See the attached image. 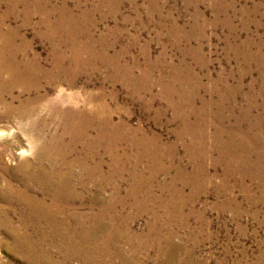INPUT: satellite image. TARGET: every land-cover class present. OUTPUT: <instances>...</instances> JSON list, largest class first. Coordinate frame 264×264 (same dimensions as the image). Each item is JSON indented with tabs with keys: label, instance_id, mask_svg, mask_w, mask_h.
Masks as SVG:
<instances>
[{
	"label": "rangeland",
	"instance_id": "1",
	"mask_svg": "<svg viewBox=\"0 0 264 264\" xmlns=\"http://www.w3.org/2000/svg\"><path fill=\"white\" fill-rule=\"evenodd\" d=\"M0 27V69L24 73L0 85V264H31L16 235L58 264H264V0H0ZM67 141L72 200L103 207L51 236L17 193Z\"/></svg>",
	"mask_w": 264,
	"mask_h": 264
},
{
	"label": "bare ground",
	"instance_id": "2",
	"mask_svg": "<svg viewBox=\"0 0 264 264\" xmlns=\"http://www.w3.org/2000/svg\"><path fill=\"white\" fill-rule=\"evenodd\" d=\"M1 28V27H0ZM0 36L2 37L3 36V34H2V32H1V30H0ZM2 39H3V37H2ZM9 39V38H8ZM12 41V40H11ZM9 44V43H8ZM12 45V44H11ZM10 45V46H11ZM3 46V45H2ZM8 46V45H7ZM9 46V47H10ZM2 48V47H1ZM12 49V48H11ZM2 51V50H1ZM9 51V50H8ZM4 52V51H3ZM6 52V51H5ZM4 52V53H5ZM11 52V51H10ZM14 52V51H13ZM3 53V54H4ZM15 54V53H14ZM4 56V55H3ZM13 56V55H12ZM15 57V56H14ZM13 58V57H12ZM8 59V58H7ZM6 59V61H5V63H6V65H5V67L4 68H1L0 69V78L2 77L1 76V74L2 73H8V78H7V80L5 81V82H3V81H1V80H3V79H1L0 80V85L3 87V83H4V85L6 86V85H9V87L11 86V85H14L13 83H15V81L18 79V75H17V73H22L21 71H17V72H14L15 70H12V69H10V66H11V64H10V60L8 59L7 60ZM11 59V58H10ZM12 60V59H11ZM17 61H19V60H17ZM16 61V62H17ZM2 63V62H1ZM20 63V62H19ZM21 65V64H20ZM1 66V65H0ZM17 66V65H16ZM2 67V66H1ZM18 67V66H17ZM19 68V67H18ZM21 68H23V67H21ZM66 69V68H65ZM22 70V69H21ZM40 70V69H39ZM25 71V70H24ZM27 71V70H26ZM47 71H49V70H47ZM53 71V70H52ZM62 72V71H61ZM43 73V72H42ZM49 73V72H48ZM23 74L24 73H22V76H23ZM3 75V74H2ZM26 75V74H25ZM29 75V74H28ZM52 75V74H51ZM32 76H33V74H32ZM48 76V75H47ZM46 76V77H47ZM59 76V75H58ZM7 77V76H6ZM28 77V76H27ZM49 77V76H48ZM47 77V78H48ZM21 78V77H20ZM19 78V79H20ZM28 78H30V77H28ZM44 78V77H43ZM59 78V77H58ZM6 79V78H5ZM18 79V80H19ZM22 79V78H21ZM20 79V80H21ZM31 80V79H30ZM39 80V79H38ZM49 80V79H48ZM25 81V80H24ZM33 81V80H32ZM37 81V80H36ZM54 81V80H53ZM38 82V81H37ZM41 82V81H40ZM59 82V81H58ZM55 83V82H54ZM31 84V83H30ZM29 84V85H30ZM33 84H34V82H33ZM36 84V83H35ZM38 84V83H37ZM36 84V85H37ZM41 84V83H40ZM39 84V85H40ZM4 86V87H5ZM17 86V85H16ZM22 86V85H21ZM31 86V85H30ZM57 86V85H56ZM35 87V86H34ZM38 87V86H37ZM1 88V87H0ZM27 88V87H26ZM34 89V88H33ZM41 90V89H40ZM45 90V89H44ZM44 90H42V91H44ZM22 92V91H21ZM35 93H36V91H35ZM41 93V92H40ZM43 94V93H42ZM46 95V94H45ZM32 96V95H31ZM36 96V95H35ZM40 96V95H39ZM34 97V96H33ZM37 97V96H36ZM69 97V96H68ZM28 98H30V97H28ZM24 99V98H23ZM32 99V98H31ZM36 99V98H35ZM35 99H34V101H35ZM22 100V99H21ZM33 100V99H32ZM41 100V99H40ZM30 101V100H29ZM33 101V102H34ZM80 101V100H79ZM20 102V101H19ZM10 103V102H9ZM36 104V103H35ZM20 105V104H19ZM24 105V104H23ZM34 105V104H33ZM10 106V105H9ZM15 106V105H14ZM18 106V105H17ZM22 106V105H21ZM20 107V106H19ZM25 108V107H24ZM29 108V107H28ZM19 109V108H18ZM33 109V108H32ZM59 109V108H58ZM71 109V108H70ZM17 110V109H16ZM20 110H22V109H20ZM28 110V109H27ZM30 110V109H29ZM9 111V110H8ZM12 111H15V109L14 110H12ZM6 112V111H5ZM33 112V111H32ZM70 112V110H68V113ZM71 113V112H70ZM70 115V114H69ZM73 115V114H72ZM77 115V114H76ZM78 116H79V114H78ZM84 116V115H83ZM82 116V117H83ZM88 117V116H87ZM67 118V117H66ZM65 118V119H66ZM75 119V118H74ZM89 120V119H88ZM87 120V121H88ZM72 121H73V119H72ZM71 120H69L68 119V123H67V128H65L67 131L69 130V131H72L73 132V135L75 136V131H76V129H75V126H74V128H73V124L71 123L72 122ZM86 122V121H85ZM63 123H65V121L63 122ZM78 123V122H77ZM80 123V122H79ZM83 124V123H82ZM66 125V124H65ZM76 125V124H75ZM84 125V124H83ZM77 126H78V124H77ZM82 127V126H81ZM87 127V126H86ZM85 127V128H86ZM63 128V129H64ZM79 128V127H78ZM89 128V127H88ZM82 129V128H81ZM88 130V129H87ZM22 131V130H21ZM86 131V130H85ZM103 131V130H102ZM25 132V131H24ZM99 133V132H98ZM238 133V132H237ZM37 134V133H36ZM241 134V133H240ZM0 135H2L1 134V131H0ZM24 135V134H23ZM79 135H81V134H79ZM28 136V135H27ZM68 136V135H67ZM83 136V135H82ZM85 136V135H84ZM31 137H33V136H31ZM31 137H27L28 138V140H29V138H31ZM38 137V136H37ZM36 137V138H37ZM81 137V136H80ZM86 137V136H85ZM97 137V136H96ZM100 137V136H99ZM101 137H103V136H101ZM249 137V136H248ZM261 137V136H260ZM26 138V139H27ZM40 138V137H39ZM43 138V137H42ZM52 138H53V136H52ZM51 138V139H52ZM71 138V137H70ZM76 138V137H75ZM74 138V139H75ZM78 138V137H77ZM247 138V137H246ZM35 139V138H34ZM68 139V138H67ZM101 139V138H100ZM27 140V141H28ZM38 141H39V139H37ZM48 140V139H47ZM95 140V139H94ZM62 141V140H61ZM90 141V140H89ZM96 141V140H95ZM97 141H98V139H97ZM241 141V140H240ZM35 140H32V138H31V140H29L28 141V148L30 149V151H31V148H34L33 147V143L35 144ZM43 142V141H42ZM55 142H57V141H55ZM68 142V141H67ZM230 142V141H229ZM228 142V143H229ZM247 142V141H246ZM41 143V142H40ZM68 143H70V141L68 142ZM67 143V144H68ZM79 143V142H78ZM245 143V142H244ZM38 145H39V143H37ZM36 144V145H37ZM47 144V143H46ZM248 144V143H247ZM246 144V145H247ZM251 144V143H250ZM44 145V144H43ZM59 145V144H58ZM63 145H64V143L63 142H60V149H59V147H57L55 144H50L49 146H47V147H44V149H42V151H40L41 153H39L37 156H34V158H33V160H34V162H32V165H30V168H28V170H27V175H26V180H25V182H24V184H22V186L18 189V193H17V196H18V198H20V200H22L23 202H24V204H25V206L24 207H22V209H19L20 211V213L22 214V215H29L30 217H31V221H30V223H32V227H34L35 229L36 228H38V227H40V222L42 221V220H46V227H48L49 225H50V227H52V229L54 230V232H53V234L51 235V236H59L60 237V235H62L63 234V232H62V234H60V232H58V229L60 228V226L62 227V223H59V222H57L56 220H55V217L57 218V217H66V216H68V217H75V218H84V216H85V218L86 217H88L89 218V216H91V215H93V216H97V212L99 211V209H98V211H96V209L97 208H99V207H101L102 206V200H101V198L98 196V194L95 196V197H92V199H94L93 200V202L95 203V204H98V206L96 207V208H94L93 210L94 211H89V209H86V206H85V204L84 203H82V199H84L82 196V198L81 197H79V194H78V198L76 199V200H72L73 199V197L75 196L74 195V190H73V188L74 187H76L75 185H77V183L78 182H81L82 183V187L81 188H83L84 187V184H83V182H84V178L82 177L81 179H77L76 181L77 182H75V184L73 183V180L75 179L74 178V176H72V172H71V165L72 164H74V162H76L77 160H78V157H69L70 156V154H71V151H72V149H74L72 146H71V143L69 144V146H68V152L66 151V152H63V150H62V147H63ZM80 145V144H79ZM86 145H88L87 143H86ZM239 146V145H238ZM27 147V146H26ZM40 147V146H39ZM85 147V146H84ZM87 147V146H86ZM66 148V147H65ZM91 148V147H90ZM19 149V148H18ZM21 149H23V147L21 148ZM20 149V150H21ZM76 149V148H75ZM85 149V148H84ZM82 150V149H81ZM80 150V151H81ZM88 150V149H87ZM27 151V150H26ZM29 151V150H28ZM85 151V150H84ZM36 152V151H35ZM74 152V151H73ZM229 152V151H228ZM31 153V152H30ZM38 153V152H37ZM68 153V154H67ZM82 153V152H81ZM86 153V152H85ZM263 153V152H262ZM23 154V153H22ZM36 154V153H35ZM79 154L80 153H78V156H79ZM24 155V154H23ZM73 155H75V154H73ZM82 155V154H81ZM89 155V154H88ZM232 155H233V153H232ZM22 156V155H21ZM68 156V160L66 159V157ZM17 157V156H16ZM232 157V156H231ZM1 158V157H0ZM224 158V157H223ZM16 159V158H15ZM44 159H46L48 162H50L49 164H50V168L49 167H47L46 168V166H44V163L46 162H44L43 163V160ZM57 159H62L63 160V164L65 165L64 166V169H59V168H57V166L59 165H55V164H53L52 163V161L53 162H55V161H57ZM81 159V158H80ZM80 159L78 160V162L80 161ZM87 159V158H86ZM85 159V160H86ZM233 159H234V157H233ZM26 160V159H25ZM17 161V160H16ZM28 161V160H27ZM83 161V160H82ZM101 161V160H100ZM18 162V161H17ZM30 162V163H31ZM47 162V163H48ZM1 163V162H0ZM57 163V162H56ZM28 164V163H27ZM94 164V163H93ZM79 165V164H78ZM77 165V166H78ZM89 166H91V165H89ZM2 167V166H1ZM4 167V166H3ZM80 167V166H79ZM99 167H100V165L99 164H97L95 167H93V169H95L96 171H98V169H99ZM26 168V167H25ZM72 168H74V167H72ZM76 168V167H75ZM91 169H92V167H90ZM22 169V168H21ZM79 168H77V170H78ZM82 170H85V165L83 164L82 165ZM94 170V171H95ZM26 171V170H25ZM85 171H87V170H85ZM89 171H91V170H89ZM99 171H100V169H99ZM17 172H18V170H17ZM84 172V171H83ZM19 173V172H18ZM21 173V172H20ZM15 175H16V172L14 173ZM75 174V173H74ZM88 174V173H87ZM90 174V173H89ZM1 175V174H0ZM80 175V174H79ZM99 176H101V175H99ZM1 177V176H0ZM9 177V176H8ZM2 178V177H1ZM0 178V179H1ZM101 178V177H100ZM99 178V179H100ZM4 179V178H3ZM2 179V180H3ZM99 179L98 180H96V181H99ZM176 179V178H175ZM9 180V179H8ZM85 180H86V178H85ZM15 181V180H14ZM2 182V181H1ZM23 183V182H22ZM19 184V183H18ZM99 184V183H98ZM3 185V184H2ZM5 185V184H4ZM7 185V184H6ZM10 185V184H9ZM11 186H12V184H11ZM17 186V185H16ZM16 186H14V187H16ZM79 187V186H78ZM77 188V187H76ZM9 190V189H8ZM76 190V189H75ZM84 190V189H83ZM10 191V190H9ZM8 191V192H9ZM17 191V190H16ZM4 192V191H3ZM14 194H15V192H14ZM76 194V193H75ZM9 195V194H8ZM72 195H74V196H72ZM7 196V195H6ZM11 200V199H10ZM13 200V199H12ZM86 200V199H85ZM15 201H17V200H14V202ZM10 202V201H9ZM22 202V203H23ZM71 202H73V203H75L76 204V206H73L74 204H71ZM5 203H7V202H5ZM16 203V202H15ZM14 203V204H15ZM11 204V203H10ZM9 204V205H10ZM23 204V205H24ZM7 205V204H6ZM13 205V204H12ZM15 206V205H14ZM2 207V206H1ZM11 207V206H10ZM103 207V206H102ZM18 208V207H17ZM3 209V208H2ZM10 209V208H9ZM13 209V208H12ZM85 209V210H84ZM102 209V208H101ZM105 209V208H104ZM15 210V209H14ZM4 211V210H3ZM3 211H1V212H3ZM17 212V211H16ZM15 212V213H16ZM19 212H17V213H19ZM101 212V211H100ZM12 213V212H11ZM19 213V214H20ZM7 214V213H6ZM16 215V214H15ZM27 215H26V217H27ZM0 217H2L1 215H0ZM17 217V216H16ZM100 217H102V216H100ZM18 218V217H17ZM21 218V217H20ZM20 218H18V219H20ZM50 218V219H49ZM95 218V217H94ZM8 219V218H7ZM50 220V221H47V220ZM72 219V218H71ZM70 219V220H71ZM22 220H23V218H22ZM61 220V219H60ZM7 221V220H6ZM29 222V221H28ZM79 222V221H78ZM84 222V221H83ZM8 223V222H7ZM11 223V222H10ZM21 223V222H20ZM19 223V224H20ZM70 223V222H69ZM73 223V222H72ZM77 223V222H76ZM80 223V222H79ZM1 224V223H0ZM4 224H5V222H4ZM62 224V225H61ZM65 224V223H64ZM3 225V224H2ZM7 225V224H6ZM67 225V224H66ZM95 225V224H94ZM7 227H9L8 225H7ZM17 227V226H16ZM42 227V226H41ZM71 227V226H70ZM82 227V226H81ZM4 228V227H3ZM43 228V227H42ZM64 228V227H63ZM66 228V227H65ZM16 229V228H15ZM33 229V228H32ZM51 229V228H50ZM68 229V228H67ZM74 229V228H73ZM21 230V229H20ZM41 230V229H40ZM77 230V229H76ZM17 231V230H16ZM29 231V230H28ZM36 231V230H35ZM38 231V230H37ZM69 231V230H68ZM23 232V231H22ZM26 232V231H25ZM56 232V233H55ZM58 232V233H57ZM73 232V231H72ZM15 232H13V234H14ZM20 233H21V231H20ZM42 233V232H41ZM40 233V234H41ZM66 233V232H65ZM68 233V232H67ZM24 234V233H23ZM36 234V233H35ZM34 234V235H35ZM38 234V233H37ZM49 234V233H48ZM92 234V233H91ZM31 235V234H30ZM71 235V234H70ZM27 236V235H26ZM33 237V236H32ZM35 237V236H34ZM33 237V238H34ZM68 237V245L66 244V237L64 236V237H62V238H64V240L62 239V240H60V242H62V243H64V247L65 248H67V249H70L71 248V245H70V243H69V238L71 237H69V235L67 236ZM90 237V236H89ZM13 238V237H12ZM38 238V236L36 237V241H37V243L39 244V242H41V240L40 239H37ZM39 238H40V236H39ZM46 238V237H45ZM94 239V238H93ZM97 239V238H96ZM112 239V238H111ZM80 240V239H79ZM86 240V239H85ZM84 240V241H85ZM87 240H88V237H87ZM34 241V240H33ZM35 241V242H36ZM46 241V240H45ZM48 241V240H47ZM83 241V242H84ZM90 241V240H89ZM107 241V240H106ZM42 242H43V240H42ZM59 242V241H58ZM72 242V241H71ZM81 242V241H80ZM33 243V242H32ZM31 242H30V239H28L27 237H24V235L23 236H19V235H16L15 237H14V240H13V242H12V244H11V246H10V251L12 252V253H14L15 255H17V257L19 256L20 258H22V259H24V260H26V261H28V262H30L31 264H58L57 262H54L53 261V259L51 258V256H50V254L45 250V249H42L40 246V248H36L37 247V245H36V243L35 244H32ZM41 244V243H40ZM49 244L51 245V247H57V244H56V241H53L52 240V238H51V240H50V242H49ZM59 244V243H58ZM80 244V243H79ZM34 245V246H33ZM73 245V244H72ZM60 246V245H59ZM62 246V245H61ZM95 246V245H94ZM82 247V246H81ZM62 248V247H61ZM84 248V247H83ZM9 249V248H8ZM104 249V248H103ZM9 251V250H8ZM87 251V250H86ZM85 251V252H86ZM12 255V254H11ZM66 255H64V257H65ZM89 256V255H88ZM169 256V255H168ZM172 257V256H171ZM16 258V257H15ZM169 260V259H168ZM59 264H65L64 262H62L61 263V261H60V263ZM158 264H172V262L171 263H169V262H161V263H158Z\"/></svg>",
	"mask_w": 264,
	"mask_h": 264
}]
</instances>
